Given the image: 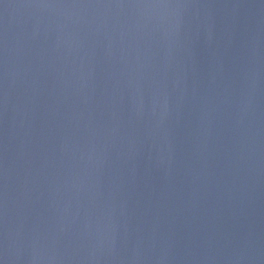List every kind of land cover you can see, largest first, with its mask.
<instances>
[{
	"label": "water",
	"instance_id": "water-1",
	"mask_svg": "<svg viewBox=\"0 0 264 264\" xmlns=\"http://www.w3.org/2000/svg\"><path fill=\"white\" fill-rule=\"evenodd\" d=\"M0 264H264V0H0Z\"/></svg>",
	"mask_w": 264,
	"mask_h": 264
}]
</instances>
